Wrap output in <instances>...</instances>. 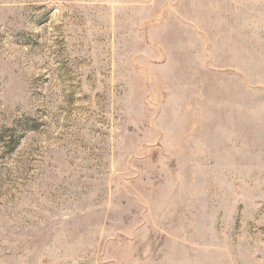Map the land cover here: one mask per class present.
Returning a JSON list of instances; mask_svg holds the SVG:
<instances>
[{"label":"rangeland","instance_id":"rangeland-1","mask_svg":"<svg viewBox=\"0 0 264 264\" xmlns=\"http://www.w3.org/2000/svg\"><path fill=\"white\" fill-rule=\"evenodd\" d=\"M0 264H264V0H0Z\"/></svg>","mask_w":264,"mask_h":264}]
</instances>
